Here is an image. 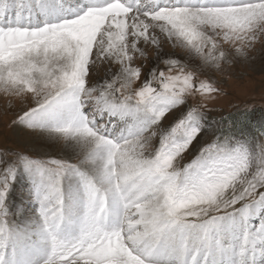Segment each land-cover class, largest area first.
<instances>
[{
	"label": "snow or ice",
	"instance_id": "1",
	"mask_svg": "<svg viewBox=\"0 0 264 264\" xmlns=\"http://www.w3.org/2000/svg\"><path fill=\"white\" fill-rule=\"evenodd\" d=\"M258 43L264 0H0L5 111L68 154L0 149V264H264V120L209 118Z\"/></svg>",
	"mask_w": 264,
	"mask_h": 264
},
{
	"label": "rangeland",
	"instance_id": "2",
	"mask_svg": "<svg viewBox=\"0 0 264 264\" xmlns=\"http://www.w3.org/2000/svg\"><path fill=\"white\" fill-rule=\"evenodd\" d=\"M166 41V43H165ZM162 47L165 51L180 52V49H172L171 44L165 40ZM149 61L145 67L151 66V57L155 54V48H147ZM250 59H241L228 69V79L221 87L226 89L227 95L221 96L210 107L217 109L209 113V118H219L229 113H237L238 108L250 106L252 119L258 118L264 112V43H258L250 52ZM163 67V64L160 65ZM107 65L96 68L93 78L102 75ZM195 67V66H193ZM219 76V74H217ZM191 103V101H190ZM19 102L14 101L12 109L5 111L7 98L0 96V149H9L26 152L36 158H48L51 156L67 158L68 154L62 150V142H57L59 148L51 149L35 142L38 135L11 122L18 114ZM172 119L170 115L165 123ZM259 121V119H258ZM50 149V150H49ZM191 159V154L185 156V162Z\"/></svg>",
	"mask_w": 264,
	"mask_h": 264
},
{
	"label": "bare ground",
	"instance_id": "3",
	"mask_svg": "<svg viewBox=\"0 0 264 264\" xmlns=\"http://www.w3.org/2000/svg\"><path fill=\"white\" fill-rule=\"evenodd\" d=\"M162 41H165V40H162ZM165 43H166V41H165ZM35 142L40 144V145L47 146V147L51 148L52 150L59 148L58 147L59 144L57 142H55L53 140H49V139L43 138V137H39V136L36 137Z\"/></svg>",
	"mask_w": 264,
	"mask_h": 264
},
{
	"label": "trees",
	"instance_id": "4",
	"mask_svg": "<svg viewBox=\"0 0 264 264\" xmlns=\"http://www.w3.org/2000/svg\"><path fill=\"white\" fill-rule=\"evenodd\" d=\"M259 120H264V112L262 114H260V116L257 118H255L254 120L258 121Z\"/></svg>",
	"mask_w": 264,
	"mask_h": 264
}]
</instances>
